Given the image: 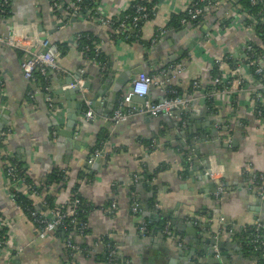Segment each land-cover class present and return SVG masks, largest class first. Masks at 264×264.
<instances>
[{
	"label": "crops",
	"instance_id": "crops-1",
	"mask_svg": "<svg viewBox=\"0 0 264 264\" xmlns=\"http://www.w3.org/2000/svg\"><path fill=\"white\" fill-rule=\"evenodd\" d=\"M133 1L99 0L98 6L106 14L121 15ZM188 3L189 0H155L154 14L142 24L140 38L149 41L160 28H166L167 32L149 50L135 41L115 40L105 27L87 24L77 16H72L68 23L54 24L46 0H11V15L0 24V30L4 32L15 26L40 36L41 32L42 35L50 34L53 41H62L77 32L91 33L105 56L106 65L102 71L96 66H88L86 78L88 74L99 73L113 78L128 69L132 78L138 71L154 74L166 70L169 77L176 75L170 84L181 89L188 105L176 110L172 117L136 114L111 127L102 113L95 111L94 119L89 122H84L78 115L71 134L72 148L68 149L65 137L58 134L65 128L68 107L58 89H67L66 79H76L79 75L84 66L81 52L67 45L60 60L64 72L50 74L52 94L59 107L54 111L40 96L36 100L28 97L29 83L20 69L21 50L0 46V71L6 81L7 94L0 102V122L2 127L11 129L3 140L0 139V157L3 150L13 153L23 164L26 176L38 186L52 171H63L65 186L57 190L49 184L44 192H39L41 198L45 199V194H49L56 205L64 204L77 185L74 194L88 204L85 216L89 237L86 241L91 245L101 235L112 241L120 258L116 264L124 261L129 264H204L205 258L196 253L198 251L191 243L202 235L205 239H216V230H220L218 239L225 241L223 251L228 253L226 263L222 264H260L258 253L244 249L242 235L247 232L242 229L254 225L258 219L264 235V199H259L248 188L249 178L264 171V121L254 116L255 101L248 90L240 91L237 97L216 94L211 105L213 112L206 106L210 71L215 59L224 56L234 62V70L246 85L258 88L264 97V87L250 75L242 52L248 41L256 44L260 41L246 22V10L237 5L236 0H214L202 22L196 26L183 24L181 28H170L169 21L173 16L181 15ZM221 18L228 24H219L221 21L217 19ZM170 64L181 66V72L169 68ZM194 80L198 82L195 88L192 86ZM61 81L65 83L61 85ZM163 90L158 85H151L146 99L160 100L164 96ZM126 91L125 88L118 98ZM87 95L91 98L92 93L87 91ZM70 103L76 104L77 100ZM214 119L217 121L214 127L220 125V129L198 143L193 149L194 158L188 160L187 150L192 151L189 144L202 133L206 135L210 130L209 121ZM188 120L195 132L183 147L180 142H186L187 135L184 131L179 133L177 124L186 127ZM102 128L108 135L99 148L98 167L89 175L88 155ZM222 129L228 130L229 134L222 133ZM233 140L236 143L232 144ZM207 154L208 160L201 169L199 165L203 164ZM182 155L187 157L189 170L195 167L192 174L184 167ZM208 171L220 176L225 184L220 200L212 195L214 180L206 173ZM82 172L89 178H80ZM135 177H138L136 182ZM131 184L136 185L143 211L140 214L130 210ZM7 189L0 161V217L8 235L7 244L0 252V264H66L63 238L56 232L37 238L36 227L10 199ZM149 200L153 201L151 208ZM112 201L116 203L114 213L106 211ZM41 208V212L47 213V208ZM156 210L171 222H177L171 223L172 236L138 232L137 227L145 217L148 220L157 217ZM188 222H191L190 228L186 226ZM235 245L241 255L232 249ZM97 249L103 250V246ZM92 256H77L75 264H109L101 252Z\"/></svg>",
	"mask_w": 264,
	"mask_h": 264
},
{
	"label": "built area",
	"instance_id": "built-area-1",
	"mask_svg": "<svg viewBox=\"0 0 264 264\" xmlns=\"http://www.w3.org/2000/svg\"><path fill=\"white\" fill-rule=\"evenodd\" d=\"M99 0H46L48 8L52 11L54 24L68 23L72 16H77L82 22L93 26L105 27L109 30L111 38L121 37L119 39H128V29L130 25L127 23V19L130 15H113L106 14L98 6ZM135 14L131 16V23L136 26L138 22L145 20L147 17L146 6L143 0H134ZM214 0H189L185 8L186 16L181 19L182 24H187L195 21L196 24L201 22V18L205 16L206 9L213 4ZM252 3L255 0H251ZM90 4L89 6L87 5ZM94 5H93V4ZM92 4V5H91ZM11 6V0H0V24L6 20L9 16L4 13L5 7ZM147 21V20H145ZM249 26H251L249 24ZM140 31V30H139ZM138 31V33H139ZM167 32L166 28H160L155 35L149 41V45L152 46L159 38L163 37ZM85 33V32H84ZM41 36L38 33H31L28 30H18L15 26L9 28L7 32L0 30V46L10 49H19L22 52L20 61V69L23 77L28 81L29 88L27 95L30 99L36 100L40 96L43 101L51 110H59L58 105L55 102V98L52 94L50 74L63 73L64 69L60 65V60L63 57V52L59 49L50 34H44L41 32ZM83 32L74 33L68 37H65L61 43L66 46L71 45L78 49L84 59V66L80 69L77 79H74V83H69L65 87L73 88L77 87L78 93L81 95L82 111L80 119L84 122L92 121L95 117L94 102L92 98L87 95V89L83 87V83L86 79V68L88 66H96L100 71L105 68V61H100L98 43L93 42L91 45L80 46V40ZM87 35V34H86ZM117 40V39H115ZM68 47V46H67ZM251 47L244 45L242 52L244 54L245 64L247 67H253L254 74L261 76L264 70V55H260L257 60L249 59L247 56L248 50ZM229 57L224 56L217 58L213 64L214 75L211 79V87L206 97L209 101H213V97L216 94H231L237 97L240 91L252 92L253 100L261 104L264 107V97L258 88H253L246 85V81L237 73L234 69H226L228 67ZM170 64L169 68L175 69L176 73L181 72V66H173ZM166 70H161L154 74H148L145 71H138L131 81V89L123 93L117 100L112 110L105 118V121L111 127H114L136 114H149L153 117H172L176 110L182 109L188 105V100L182 95L169 96L168 87L171 81L176 75L168 76ZM260 87H264V77ZM6 81L4 80L3 73L0 71V102L7 96L6 94ZM260 83V82H259ZM233 84L235 88H233ZM151 85H158L164 88V96L156 101H150L146 99L149 93ZM166 86V87H165ZM192 86L195 88L198 86L197 81L192 82ZM174 92V91H172ZM137 95L144 97L143 103H138L133 100V96ZM99 100L95 103L99 104ZM258 115L261 111L258 110ZM217 130L220 129V125H217ZM9 127H2L0 131V139L3 140L6 135L10 133ZM55 134V132H53ZM229 142V141H228ZM189 150H187L188 152ZM100 149H96L94 153L87 159V163L91 164L96 157L100 156ZM2 170L7 183V191L10 199L20 209V206L15 202V192H23L34 200H38L39 204L47 207V200L41 198L40 193L37 191L38 185L25 180L26 174L18 169L16 162L14 161V154L4 151L0 157ZM210 174L214 180V189L212 195L216 200H220L225 192V184L222 178L215 173L206 172ZM135 182L138 177H135ZM20 187H23L22 189ZM248 188L255 192L259 199H264V171L258 173L256 176L249 178ZM130 210L133 213H142L141 204L137 198V192L134 190L129 191ZM79 204V199L70 197L63 205H54L47 213L39 210H30V218L37 231V238H44L48 233L54 232L57 228L66 231V238L64 239V247L66 249V264H75L77 256L85 255L92 256L95 253L103 252L106 260L109 264H116L113 262L117 254V248L115 244L107 239L104 235L96 238L89 246H82L77 240L84 239L86 241L89 237L88 224L84 221H77L76 208ZM116 209L115 201H112L106 211L114 213ZM157 209V206H156ZM21 210V209H20ZM22 211V210H21ZM157 215L159 214L156 210ZM221 221L223 219L221 218ZM148 222H141L138 225L137 230L141 234H149ZM5 222L0 217V252L3 251L7 244L8 235L5 229ZM171 226V221L165 222L162 233H166ZM243 231L247 232L242 235L244 249L248 251H254L258 253L260 264H264V235L262 232V223L260 220H256L254 225L244 226ZM220 230H216L215 237L218 239ZM248 239L245 240V238ZM73 238V240H72ZM103 246V250H98L99 246ZM20 251V250H18ZM214 251L218 250L214 247ZM122 264H129L128 261H124Z\"/></svg>",
	"mask_w": 264,
	"mask_h": 264
},
{
	"label": "trees",
	"instance_id": "trees-1",
	"mask_svg": "<svg viewBox=\"0 0 264 264\" xmlns=\"http://www.w3.org/2000/svg\"><path fill=\"white\" fill-rule=\"evenodd\" d=\"M143 3L144 5L146 6V12H147V17L145 20H148L150 18H152L153 14H154V6H155V0H143ZM236 3L237 5H239L240 7L244 8L248 14V17H247V24H250L252 29L254 30L258 40L260 41L259 44H256L252 41H248L246 43V45H249L251 47L250 50H248V53H247V56L248 58L251 60H257V63H258V57L260 55H264V0H255L254 3L251 2V0H236ZM93 4V3H92ZM91 4V5H92ZM135 4L136 2L133 1L132 4L130 5L129 9L126 10L124 13L121 14V17H123L124 15H130V17L127 19V23L131 26L130 29H128L127 33H128V39H123V40H127V41H130V42H133L135 41L136 43H138L142 48L146 49V50H149L150 48H152L150 45H149V41H144L143 39L140 38V33H138V31L141 29L142 27V24L145 22V20H142L141 22H138L136 26H134L132 23H131V16H133L135 14ZM87 5L89 6L90 4L87 3ZM94 5V4H93ZM207 13V9L205 11L204 14ZM2 14H5L7 16H10L11 15V6H7L5 7V10H4V13ZM186 16V13L185 11L179 15V16H173L172 20L169 21V23L167 24L168 26L173 27V28H181L183 26V24L181 23V19L184 18ZM202 19L201 18V22H202ZM217 20H220L221 22H219V24L221 23H224V24H228V21H224L225 19L221 18V19H217ZM192 25V26H196L197 24L195 23V21H192L190 23H187L185 25ZM222 25V24H221ZM140 32V31H139ZM87 34V35H86ZM82 38L80 40V46H83V45H89V46H92L93 42H96V37H94L91 33H84L82 34ZM121 38V37H119ZM118 37H115L113 39H119ZM52 41H53V38H52ZM57 45V47L59 49L62 50L63 52V55L65 54V51H66V48L67 46L64 44V43H61L60 41L58 40H55L54 41ZM92 44V45H91ZM99 59L100 61H105V56L103 55L102 51L99 52ZM228 63V66L231 67L230 69H235L234 67V62L231 60V59H228L227 61ZM228 67V68H229ZM253 67H249V72H250V75L252 76V78L254 79V81L257 83V82H263V78L264 77V70L261 74V76H258L256 74H254V71H253ZM214 75V72H213V69H211L210 71V77L212 79ZM210 86H208L207 88V91L210 90ZM174 91V92H172ZM168 95L169 96H176V95H181V89L177 86V85H170L168 87ZM213 103V101H206V106H209L210 107V111L213 112V107L211 106ZM255 113H254V116L255 117H259L261 120L264 121V107L261 106L260 103H258L257 101L255 102ZM258 110L261 111V114L258 115ZM222 133H228V130H223L221 131ZM108 135V132L106 129H100L98 134H97V139L94 143V145L91 147V150H90V154L88 155V158L94 153V151L96 149H99L101 147V145L103 144V142L105 141L106 137ZM182 159L185 158L184 155L180 156ZM14 161L16 162L17 164V167L18 169H21L24 173H25V170L23 168V164L20 163L18 161V159L16 158V156L14 155ZM163 168V166L161 167ZM160 168V169H161ZM80 174V173H79ZM80 178H84V177H87L88 175L84 172H82L80 175ZM89 178V177H87ZM26 181L28 182H31L30 178L28 176H26L25 178ZM88 181V180H87ZM49 184H52L54 186H56L57 190L58 189H61L62 187L65 186V175H64V172L61 171V170H55V171H52V173H50L47 177V179L43 182L40 183V185L37 187V191L38 192H44ZM76 186L72 189V193L73 195L71 196L72 197H75L77 199H79V204L77 205V208H76V219L77 221H84V222H87L86 221V213L88 211V204L86 203L87 201H84L82 199V197H80L77 193H75V189H76ZM130 190H134L136 191V185L135 184H131L130 185ZM74 191V192H73ZM15 192V202L20 206V209L22 210L23 214L26 215L30 220H31V216H30V213L29 211L30 210H40L42 211V208L41 206H38V203L35 202L34 199L30 198L29 196L25 195L23 192ZM46 200H47V207L44 206L45 208H47L48 210L50 208H52L54 205H56L54 203V199H53V196L52 195H49V194H45V197H44ZM63 205V204H61ZM149 206L150 208L153 207V201L149 200ZM158 211V215L156 218L154 219H151V220H148L144 219L145 222H148V227H149V233H153L155 235H162V236H172L173 235V228L172 226H170L169 230L166 232V233H162V230L164 228V225H165V222L167 220H170L169 218L165 217L159 210ZM5 230V229H4ZM89 232V229L86 230ZM54 232H56L57 234H59L63 240L66 238V231H63V229L61 228H57ZM248 239V237L245 238V240ZM73 240V238H72ZM78 242H80V245L82 246H89L87 241L85 242L84 239H78L77 240ZM66 251V249H65ZM102 253V257L103 259L109 263L103 252ZM97 255V253H95L92 257H95ZM118 251H117V254H116V257L114 258L113 262H118L120 258H118Z\"/></svg>",
	"mask_w": 264,
	"mask_h": 264
},
{
	"label": "water",
	"instance_id": "water-1",
	"mask_svg": "<svg viewBox=\"0 0 264 264\" xmlns=\"http://www.w3.org/2000/svg\"><path fill=\"white\" fill-rule=\"evenodd\" d=\"M196 40H198V38H196L195 41ZM195 41L192 42V45H194ZM187 48L190 49L191 46L187 45ZM51 73L55 74L54 72H51ZM112 73H114V72L112 71ZM75 78L77 79L78 75H76ZM131 81H132V75H131L130 70L128 69L125 72H122L119 76L113 77V78H108V76L106 74H100V73L94 74V75L88 74L87 78L85 79V81L83 83V87L86 88L87 91L92 93L91 98L94 102L95 111L97 113H102L103 117H107L109 114H111L112 110L114 109L118 95L120 93H122L125 88H126V90L131 89V86H130ZM66 82H67V84L74 83V79L68 78V79H66ZM61 83H62L61 85H63L65 83V81H61ZM77 91H78L77 87L67 88L65 90H62L60 88L58 89V93L61 94L62 99L66 100L67 106H68L67 110H66L67 121H66L65 128L61 129L58 132V134L65 137V144L67 145L68 149L72 148L71 134H72V131L74 129L76 117L78 115H80L81 111H82V100H81L82 97ZM75 100H77L76 104L70 103V102L75 101ZM96 100H101V103H99V104L95 103ZM133 100L136 102L143 103L144 97L134 95ZM209 122H210L209 123L210 130L206 132V135H203V133H202L201 137H199V139H196V141L194 140V143L189 144V146H191V148H192V151L187 152L186 155L188 156V158L187 157H185L184 159L181 158L184 167H186V168L189 167L186 160L187 159L191 160L194 158L193 149L198 147L197 144L200 142L206 141L208 137H212L214 134H216L218 132V130L214 127V124L217 122L216 119L211 120ZM211 123H212V125H211ZM177 126L179 127L178 128L179 133L184 131L185 134L187 135L186 142H182V141L180 142L183 147H186L187 143L189 142L190 135H192L195 132L194 129L192 128V123L190 120H188L186 127L181 128L179 123L177 124ZM1 128H2V122H0V131H1ZM223 129H225V128H223ZM233 143H236V140H233L232 144ZM73 145H75V144H73ZM223 146L227 147L228 143H223ZM208 157H209V154H207L204 157L203 164L199 165V168H201V169L203 168V165L206 164ZM98 162H99V157L95 158V160L91 164L87 165V168L90 170L88 173L89 175L93 174V170L97 169ZM187 170H188L189 174H192L193 171L195 170V167L192 170H189L187 168ZM141 185L145 186V183H141ZM38 206H40V204H38ZM164 216L167 217L166 215H164ZM171 223L173 225H175L177 222L174 220ZM186 226H189V228H190L191 222H188L186 224ZM193 233L194 232L192 231V234ZM179 239H180V237H177V240H179ZM193 241L194 242L191 243V246L197 249L198 252H196V253H200L202 255L201 258H203V257L205 258L204 264L226 263V261H227L226 257L228 255V253L226 251H223V249L225 247V241L223 239L219 238V239L210 240V239H205L202 235L201 238H199L198 240L194 239ZM176 244H177V242H176ZM178 244L180 245L179 242H178ZM178 247H181V246H178ZM214 247L218 250L217 253L214 251ZM232 249L234 251H237L238 254L241 255V252H239L238 246L235 245ZM189 257H191V256H189Z\"/></svg>",
	"mask_w": 264,
	"mask_h": 264
}]
</instances>
